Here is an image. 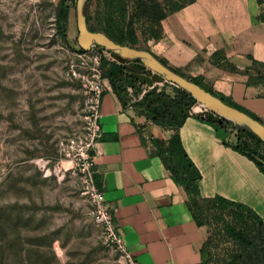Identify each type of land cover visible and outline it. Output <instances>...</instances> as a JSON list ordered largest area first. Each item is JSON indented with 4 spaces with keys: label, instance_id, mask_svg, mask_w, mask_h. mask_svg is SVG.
Returning <instances> with one entry per match:
<instances>
[{
    "label": "rangeland",
    "instance_id": "obj_1",
    "mask_svg": "<svg viewBox=\"0 0 264 264\" xmlns=\"http://www.w3.org/2000/svg\"><path fill=\"white\" fill-rule=\"evenodd\" d=\"M76 1L0 0V264H131L100 222L81 156L101 60L113 61L94 47L80 52ZM188 1L89 0L87 14L92 30L117 38L134 31L135 46L146 49L158 36L153 4L167 14ZM258 73L264 69L253 68L254 79ZM167 87L172 96L174 86ZM142 90L131 88L129 98ZM249 145L264 156V144ZM200 209L206 264H231L239 247L222 228L232 218L203 203Z\"/></svg>",
    "mask_w": 264,
    "mask_h": 264
},
{
    "label": "crops",
    "instance_id": "obj_2",
    "mask_svg": "<svg viewBox=\"0 0 264 264\" xmlns=\"http://www.w3.org/2000/svg\"><path fill=\"white\" fill-rule=\"evenodd\" d=\"M263 7L256 0H193L166 14L146 50L264 125V82H249L253 62L264 65ZM140 76L146 82L141 88L164 84L153 72ZM134 102L121 104L105 81L93 169L116 233L135 262L203 261L207 230L195 223L189 196L173 179L155 144H167L175 133L200 174V196L244 204L264 226V174L253 161L225 146L202 117H187L172 131L138 115Z\"/></svg>",
    "mask_w": 264,
    "mask_h": 264
},
{
    "label": "trees",
    "instance_id": "obj_3",
    "mask_svg": "<svg viewBox=\"0 0 264 264\" xmlns=\"http://www.w3.org/2000/svg\"><path fill=\"white\" fill-rule=\"evenodd\" d=\"M192 1L193 0H189L187 3ZM256 1L259 4L264 3V0ZM152 7L154 14L153 17H151L153 22H157L158 26L160 21L165 18L166 14L161 10V6L159 4L154 3ZM180 8L181 7L175 10ZM67 11L68 10L66 8L58 13V24L67 19ZM86 23L89 30L94 31L90 27L88 14ZM104 34L112 41L120 45L136 47L135 45L138 42V38L134 31L127 32L125 38H117L111 31H105ZM62 39L66 42L63 32ZM94 48L99 51H105L102 47L95 46ZM80 52L84 53L82 50H80ZM109 54L115 59V62L108 64L104 59L101 60V69L103 70L101 78L108 81L113 93L117 96L121 104L126 105L132 101V99L129 98L130 89L135 86L141 87L146 83L140 79V75L151 73V71L145 68L139 60H127L115 54ZM162 63L165 64L164 62ZM127 64L132 65L127 66ZM255 67L264 69L263 64L254 61L253 68ZM158 78L161 79L160 76H158ZM192 81L207 92L217 96L211 90L203 87L199 81ZM254 81L264 82V76L259 73L257 74V79H254L251 76L249 78V82L254 83ZM167 86L168 84L165 83L162 84L161 87L156 85L150 88H143L141 97L135 100L132 107L138 115L145 117L154 125L172 131H177L182 126L185 119L190 117V109L196 101L188 93L176 87L172 88L173 96L171 97L165 93V88ZM217 97L227 105L246 113L253 119L262 123L259 119L231 101L221 96ZM202 120L215 129L217 136L222 139L225 146L230 147L234 151L253 161L259 170L264 174V156L259 154L258 150L251 148L249 145V142L252 140L253 142L256 141L259 144H262L256 136L240 129L239 127L230 125L227 121L213 114H209L207 118ZM232 132H234L233 135ZM232 137L234 138L233 142L230 140ZM155 144L159 147V154L161 155L166 167L171 172L173 179L177 184L184 188L185 192L189 196L188 205L197 226L205 227V224L201 219L203 216L202 209H200L201 203L206 204L209 208L219 209L221 212L225 210L228 211L233 222H226L223 225L222 232L239 247V254H236V256L231 259V264H264V226L259 216L248 206L241 203L233 202L218 196L211 199L202 198L199 194L198 187L200 174L184 152L180 139L176 133L168 140L167 144L161 140H156ZM94 183L98 188L95 180ZM248 223H250L251 226L250 229L246 230L242 227V225H247ZM207 242L208 239L206 238L202 248L203 261L201 264H206L207 261V253L205 251Z\"/></svg>",
    "mask_w": 264,
    "mask_h": 264
},
{
    "label": "water",
    "instance_id": "obj_4",
    "mask_svg": "<svg viewBox=\"0 0 264 264\" xmlns=\"http://www.w3.org/2000/svg\"><path fill=\"white\" fill-rule=\"evenodd\" d=\"M88 2L89 0L76 1L75 18L78 31L77 44L80 50L88 52L91 48L98 46L123 59L139 60L145 68L160 76L163 81L188 93L194 98L196 103L202 105L206 109L204 114H196V116L202 118H207L209 114L218 116L227 121L230 125L239 127L253 134L264 144V125L259 121L227 105L220 98L207 92L191 79L175 72L146 49L120 45L112 41L102 32L90 31L86 23Z\"/></svg>",
    "mask_w": 264,
    "mask_h": 264
},
{
    "label": "built area",
    "instance_id": "obj_5",
    "mask_svg": "<svg viewBox=\"0 0 264 264\" xmlns=\"http://www.w3.org/2000/svg\"><path fill=\"white\" fill-rule=\"evenodd\" d=\"M111 59L113 62H115L114 58L111 57ZM105 81H106L105 79H100L99 76L94 85L92 99H91V106H90L89 114L86 117L85 134L83 140L81 141L82 144L81 156L85 162L86 170L88 172V178L91 183V197L97 208V212L100 215V222L104 225L107 232L109 233L111 241L118 247L120 251H122L127 256V258L130 259L131 264H138L133 260V258L127 252L122 239L117 235L115 230V225L113 222L111 208L105 202L102 192L95 186L94 178H93L94 176L93 168L95 166L93 150L95 148L96 143L101 138V128L99 125V103H100L101 95L104 91ZM165 83L169 84L164 81V84ZM197 107H199L203 111H206V109L202 105L195 103V105L190 109L189 112L190 117L197 114L195 111Z\"/></svg>",
    "mask_w": 264,
    "mask_h": 264
},
{
    "label": "bare ground",
    "instance_id": "obj_6",
    "mask_svg": "<svg viewBox=\"0 0 264 264\" xmlns=\"http://www.w3.org/2000/svg\"><path fill=\"white\" fill-rule=\"evenodd\" d=\"M195 111H197V112L200 113V114H204V112H205V111H203L202 109H200L199 107H197V108L195 109Z\"/></svg>",
    "mask_w": 264,
    "mask_h": 264
}]
</instances>
